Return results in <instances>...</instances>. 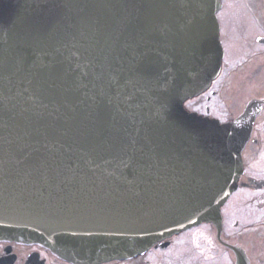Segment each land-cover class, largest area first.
I'll return each mask as SVG.
<instances>
[{"label": "water", "instance_id": "water-1", "mask_svg": "<svg viewBox=\"0 0 264 264\" xmlns=\"http://www.w3.org/2000/svg\"><path fill=\"white\" fill-rule=\"evenodd\" d=\"M219 5L0 0V239L96 264L220 224L254 114L184 106L219 74Z\"/></svg>", "mask_w": 264, "mask_h": 264}, {"label": "flooded vegetation", "instance_id": "flooded-vegetation-1", "mask_svg": "<svg viewBox=\"0 0 264 264\" xmlns=\"http://www.w3.org/2000/svg\"><path fill=\"white\" fill-rule=\"evenodd\" d=\"M217 15L224 49L222 67L192 107L223 121L245 112L254 114L253 130L243 150L240 185L224 205L223 217L226 236L247 251L250 264H264V0H221ZM195 230L171 237L168 246L164 247L163 241L148 253L105 264H164V251L175 244L176 238L189 233L193 236ZM215 233L198 228L195 234L196 242L208 244L199 248L204 258L216 256ZM222 256L232 264L231 252L220 249L216 261ZM0 264L73 263L36 244L0 242Z\"/></svg>", "mask_w": 264, "mask_h": 264}, {"label": "rangeland", "instance_id": "rangeland-1", "mask_svg": "<svg viewBox=\"0 0 264 264\" xmlns=\"http://www.w3.org/2000/svg\"><path fill=\"white\" fill-rule=\"evenodd\" d=\"M197 231L198 229L194 231L193 236H190L191 233H189L176 238L175 244L170 249L164 251V264H195V262L202 264H227L226 256H222V258L218 257V260H220L218 262L216 261L217 253H215L216 256H208V259L200 254L199 248L203 247V243L201 244L198 240L197 242L195 241L197 239L195 236ZM193 242L194 244H192Z\"/></svg>", "mask_w": 264, "mask_h": 264}, {"label": "snow or ice", "instance_id": "snow-or-ice-1", "mask_svg": "<svg viewBox=\"0 0 264 264\" xmlns=\"http://www.w3.org/2000/svg\"><path fill=\"white\" fill-rule=\"evenodd\" d=\"M24 57H29L31 56L33 58V63L39 61L41 59L40 55L38 53H24L23 54ZM142 60H141V64L138 68V71H141L143 73H148L151 71L152 65H151V61L147 59V54L146 53H142L141 54ZM16 163L17 164H22L24 163V159H21L20 157H17L16 159Z\"/></svg>", "mask_w": 264, "mask_h": 264}, {"label": "bare ground", "instance_id": "bare-ground-1", "mask_svg": "<svg viewBox=\"0 0 264 264\" xmlns=\"http://www.w3.org/2000/svg\"><path fill=\"white\" fill-rule=\"evenodd\" d=\"M0 242L27 244V242L18 241V240H9V239H0ZM48 249H49V248H48Z\"/></svg>", "mask_w": 264, "mask_h": 264}]
</instances>
